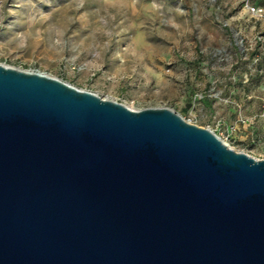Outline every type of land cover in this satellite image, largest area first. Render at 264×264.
Listing matches in <instances>:
<instances>
[{
  "label": "water",
  "instance_id": "95a60500",
  "mask_svg": "<svg viewBox=\"0 0 264 264\" xmlns=\"http://www.w3.org/2000/svg\"><path fill=\"white\" fill-rule=\"evenodd\" d=\"M0 264H264V160L0 64Z\"/></svg>",
  "mask_w": 264,
  "mask_h": 264
},
{
  "label": "rangeland",
  "instance_id": "374dc122",
  "mask_svg": "<svg viewBox=\"0 0 264 264\" xmlns=\"http://www.w3.org/2000/svg\"><path fill=\"white\" fill-rule=\"evenodd\" d=\"M247 2L264 8V0H0V64L131 110L171 109L264 160V16Z\"/></svg>",
  "mask_w": 264,
  "mask_h": 264
},
{
  "label": "built area",
  "instance_id": "2783aa9c",
  "mask_svg": "<svg viewBox=\"0 0 264 264\" xmlns=\"http://www.w3.org/2000/svg\"><path fill=\"white\" fill-rule=\"evenodd\" d=\"M246 6H247V9L249 10V12H251L253 15L259 16V17L264 16V8L252 6L249 2H247ZM262 38H263L262 36H257V41H262ZM231 129L234 130L235 128L234 127L233 128L231 127ZM222 141L225 144H227L225 140H222Z\"/></svg>",
  "mask_w": 264,
  "mask_h": 264
},
{
  "label": "bare ground",
  "instance_id": "6f19581e",
  "mask_svg": "<svg viewBox=\"0 0 264 264\" xmlns=\"http://www.w3.org/2000/svg\"><path fill=\"white\" fill-rule=\"evenodd\" d=\"M228 145V144H227ZM229 146V145H228ZM230 147V146H229Z\"/></svg>",
  "mask_w": 264,
  "mask_h": 264
}]
</instances>
